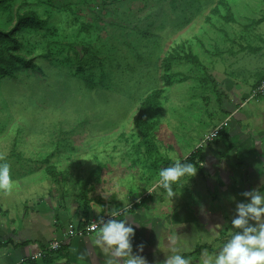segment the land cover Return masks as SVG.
I'll return each mask as SVG.
<instances>
[{
	"label": "rangeland",
	"instance_id": "1",
	"mask_svg": "<svg viewBox=\"0 0 264 264\" xmlns=\"http://www.w3.org/2000/svg\"><path fill=\"white\" fill-rule=\"evenodd\" d=\"M67 1L76 0H55L54 8L40 9L44 15L55 14L52 22L59 28L56 38H44V32L18 35L26 42L20 54L33 58L37 69L23 71L15 79L0 78V162L11 165L13 181L20 171L16 180L23 175L25 182L33 183L25 186L21 197L15 190L6 192V201L14 202L16 197L23 201L18 204L19 214L24 213L26 202L30 208L40 210L43 203L38 197L44 198L46 204L53 201L58 211L62 204L70 210L80 204L81 187L75 182L76 176L87 179L93 171L99 168L104 171L105 168L104 177L89 188L93 212L100 206L99 199L108 203L112 210L114 206L128 207V210L136 202L138 207L127 211L123 218H128L135 230L132 249L145 252L149 264H162L170 254L168 239L171 236L178 238L180 254L186 252L196 259L194 245L202 238L198 234L202 224L200 210L197 211L202 206L199 199L209 206L214 198L213 211L215 208L224 211L227 192L222 182L227 178L233 184L231 172L224 174L213 158L207 157L209 147L225 150V140L218 138L210 145L205 144L201 170L196 169L193 176L181 177L174 185L173 196L159 186L158 173L162 165L154 164V160L182 161L202 144L235 105L245 107L233 120L251 111L255 104L250 101L252 87L259 78L257 74L264 72V56L241 52L240 48L251 45L264 49V23L258 27L251 25L252 20L264 18V0H228L230 12L228 14L222 7V17L211 13L219 0H123L112 7L119 6V12L108 15L106 30L99 34L104 41L119 39L114 44L118 50L104 53L99 59L104 62L105 82L110 88L92 93L73 76L77 57L71 49L64 47L73 42L79 29L72 14L58 10ZM28 3L29 7L26 4L22 10L17 3L14 13L16 9L22 12L31 6L39 8L31 0ZM78 11L81 16L78 22L94 21L95 16L90 14L89 8ZM95 13L99 15L98 11ZM227 16L235 22H228L232 19L225 21ZM210 17L212 23L208 22ZM0 21V24L7 23V14L3 10ZM12 27L10 25L9 30ZM140 32H148L150 38L146 41ZM48 42L55 44L52 50L57 56L42 59L38 54L46 55L42 51ZM128 42L133 44L138 56L134 51H128ZM94 45L101 44L96 41ZM179 47L189 48L198 64L173 63L170 72L180 76L173 79L170 87H165L163 59ZM93 72L98 74V67ZM204 78L208 80L203 82ZM160 88L165 90L160 118L164 123L156 132L160 150L148 157L146 152L132 148L133 134L139 139L134 118L144 97ZM228 126L226 129L231 131L232 125ZM46 158L55 166L56 170L49 172L58 177L54 181L46 172L47 165L43 162ZM27 169L36 171L27 176ZM67 177L64 185L57 182ZM143 198L148 199L139 205ZM12 207L15 210L16 206ZM182 207L197 213L198 222L188 220L184 224L179 217ZM87 212L84 214L88 215ZM18 225L17 222L14 227L18 229ZM181 229L192 230L193 236L185 241V236H180ZM95 239L87 237L84 240L91 243L90 251L97 264H102L98 257L103 252ZM140 245H143L142 252ZM64 259L66 263L62 264H73Z\"/></svg>",
	"mask_w": 264,
	"mask_h": 264
},
{
	"label": "crops",
	"instance_id": "2",
	"mask_svg": "<svg viewBox=\"0 0 264 264\" xmlns=\"http://www.w3.org/2000/svg\"><path fill=\"white\" fill-rule=\"evenodd\" d=\"M259 95L250 100L255 104L251 107V111L248 112V115L242 114L243 116H240L241 118L233 120L237 114L241 113L245 105H235V109L231 110V112L229 110L227 119L228 125H232V130H227L229 126H227L228 128L225 130L227 135V137L223 139L225 140V150L221 148L223 150L221 151L220 147H209L207 157L213 158L216 167L224 174H226L227 171L231 172L233 184L231 185L230 180L227 178L222 182L225 185V192H227L226 200L224 198V211H217L216 208L215 211H213L214 206L212 203L214 202V198L209 206L203 202V199H199L202 206L197 208V211L200 210L199 214L202 218V224L198 227L199 230H201L200 232L198 231V234L202 235V238L200 241L197 240L198 245L197 243L194 245L196 251L193 253H195L194 255H196L197 258L193 259V257H190L191 254L186 252L181 253L191 258V264H201V256L203 253L217 254L223 244L229 240L233 232L237 230L233 228L231 221L237 214V204L246 202L248 199L243 193L251 191L252 189L264 190V146H262L261 143V141H264V91ZM238 130H240L239 133H237ZM254 138H256L257 141ZM226 139H228V142ZM253 140L256 142H252ZM27 171V176H29L34 173L36 169L35 171L33 169H27ZM18 176H20V171L15 175L14 181L16 184L13 190L16 191L18 197H21V194L25 192V186L29 187V185H33V183L30 184L27 183V181L25 182V177H22L23 175L20 177L22 180H20V178L16 180ZM1 193L0 264H20L23 260L30 258L53 240L62 239L69 225L78 226L80 223L82 225L84 222H90L94 218L107 216L113 211L112 208H108V203L105 204V202L103 203L100 199L98 200L100 206L95 209V213L93 212L94 207L91 205V201L89 205L90 209L87 212L88 215L84 214V211L80 208V204L74 205L75 208L73 207L69 210L68 206H64V204L61 203L62 206H59L58 211L57 206H53V201L49 200V204H46L43 202L45 200L44 198L38 197V201L43 203L40 210L37 211L35 207L30 208V206L27 205L28 202H26V204L23 205L25 210L24 213L19 214L18 204L23 201H19L18 197L14 199V202L6 201V192L1 191ZM216 197L217 196H215V198ZM12 205L16 206L15 210ZM71 206L72 205H70V207ZM127 208L128 207L118 209L114 206V210L122 212ZM73 209H75L74 213H72ZM179 210L180 220L184 224L189 222L188 220L198 222L199 217L196 216L197 213L187 211L183 207ZM89 213H91V215H89ZM17 215L20 218H17ZM124 215L125 214H122L116 219H123ZM17 222L19 224L18 229L14 227ZM192 230L181 229L180 236H185L186 241L187 238L193 236ZM216 233H219V235H216ZM95 234L96 232L77 237V239L80 240H75L76 238L70 239L63 244L60 251L52 254L48 258L25 264H62L66 263L64 258H67V260H70L73 264H97V260L90 251L91 243L84 240L87 239V237L95 239ZM169 238L172 237L170 236ZM147 245H149V243L146 241L145 246ZM183 248L185 247L183 246ZM132 250L134 254H139L146 258L145 252L139 253L134 249ZM98 258L100 262L104 264L106 259L105 254L100 253ZM147 258L149 259V257Z\"/></svg>",
	"mask_w": 264,
	"mask_h": 264
},
{
	"label": "trees",
	"instance_id": "3",
	"mask_svg": "<svg viewBox=\"0 0 264 264\" xmlns=\"http://www.w3.org/2000/svg\"><path fill=\"white\" fill-rule=\"evenodd\" d=\"M29 1L30 0H0V11L3 10L4 13L7 14V23L2 22L0 24L1 79H15L17 75L23 71L37 69V65L33 58L26 57L20 54L22 50L25 49L26 43L25 40L23 41L18 36L21 32H44V38H56V35H58L59 33V28L56 27V25H54V23L52 22V19L55 18V14H53L52 12L50 14L49 12L44 15L43 12H40L41 7L54 8L55 0H31L35 4H37L39 8L32 7L30 5L31 7L29 9H25L22 12H20V9H16V12L14 13V6L17 5V3L21 6L22 10L26 6V4L27 7H29ZM122 2L123 0H76L75 2L67 1L66 4L60 5V9L57 8L59 11L72 14L74 16L75 22L79 25L78 33L75 34V39L73 40V42L66 44L64 47L66 49H71L73 54H75V56L77 57L78 64L76 65L75 71L73 72V76L79 79L82 82L83 87L90 93L101 91L104 88H110V86L105 82L107 75L105 73L104 62L100 61V57L104 53L108 54L111 51L116 52L118 48L114 44L118 43L119 39H106L104 41V38L102 39L99 34L102 30H106V21L108 15L111 13L119 12V6L115 9H112V7H115L116 4L119 5ZM228 3V0H219L217 6L212 9L211 13L216 16L222 17L221 8L223 7L226 8L229 14L230 7L228 6ZM80 8H89L90 14L93 13L95 16L94 21L91 23H85L82 21V23L80 21L78 22V20L81 19L78 11ZM95 11H98L99 15H97ZM211 19L212 17L208 18L209 23H212ZM224 19L225 21L227 19H232L228 20V22H235V20L231 16H227ZM263 23L264 18L251 21V25H253L252 27H258ZM113 24L114 23H109V25L112 26ZM10 25H13V27L9 30ZM248 27L251 26L248 25ZM117 28L121 29V27L118 26ZM139 34H141L143 39H146V41L148 40V38H150V34L148 32H140ZM96 41L101 45L95 46L94 44ZM53 45L55 44H53L52 42H48L46 45V49L42 51L46 52V55L38 54L39 57L42 59H49L50 57L54 58V55L57 56V54H54V51L52 50ZM127 49L128 51H134L136 53L134 55L138 56L136 50L133 49V44L131 45L130 42L127 43ZM240 51L262 54L264 56V49L262 47L259 48L247 45L244 47L242 46L240 48ZM180 61H186L190 64H198V59L196 58V56H194L193 52L189 50V48L179 47L178 51L172 49L171 52L167 54L163 59L164 64L162 80L164 81L165 87H170L172 85L173 79L177 78V76H180V74L178 73L170 72L173 63ZM96 67H98V74H95L93 72ZM257 75H259V78L253 84L252 93L255 92L264 82V72L262 71ZM107 80L109 82L110 79L107 78ZM206 80L208 79L204 78L203 82H205ZM206 84L208 85V82H206ZM216 91L217 90L214 89L215 95ZM164 92L165 90L160 88L152 90V92L148 93L140 104L136 117L134 118V126L138 130L139 139H136L137 134L135 135L134 133L132 139L134 143L132 144V148L134 149V151L137 149V151L139 152H146V155L148 157L149 155L154 156V154H158V151L160 150L156 140V132L158 131L162 123H164L162 119L160 120L162 114L161 98L163 97ZM220 94L221 93L217 95L219 102L221 99L219 97ZM228 112L226 113V115H224L225 120L228 117ZM224 119L222 120L223 122L225 121ZM218 125L216 127H218ZM225 130L226 127L223 128L218 137L214 140L216 141L218 140V138H226L227 135L225 133ZM205 144L210 145L212 144V141L206 140L204 144H201L199 147H197L189 156H187L185 159H182V162L191 163L195 169H198L200 171L202 166L201 164L203 162L202 151L205 147ZM43 162H45V164L47 165L46 172H48L52 181H54L58 177L53 175V173L50 174L49 172H54L56 170L55 166L49 164V159L44 160ZM173 163L174 162H172L168 158L166 160H162L159 158L154 160V164H159V167L162 165L161 168L168 167ZM105 173V168L104 171L99 168L93 171V173L87 179L80 178L78 175L76 176L75 182L79 185V187H81V192L78 195V200L80 201L81 209L83 205L84 210H82L84 212H87V210L90 209V199L88 196L89 188H93L96 183H98L100 179L104 177ZM68 179L69 178L67 177V179L57 182L64 185V183H66ZM146 199L148 198L141 199L139 205H142ZM136 207H138V205L136 204V202H134L130 209L123 211V214H125L127 211L135 210ZM89 223L90 222H84L82 225L80 223L78 227L84 229ZM30 262L35 261H28L27 263Z\"/></svg>",
	"mask_w": 264,
	"mask_h": 264
},
{
	"label": "clouds",
	"instance_id": "4",
	"mask_svg": "<svg viewBox=\"0 0 264 264\" xmlns=\"http://www.w3.org/2000/svg\"><path fill=\"white\" fill-rule=\"evenodd\" d=\"M264 146V141H261ZM260 167V166H259ZM261 168V167H260ZM196 169L191 163L179 159L158 173V184L169 196L175 195L174 185L184 176H193ZM262 171V170H261ZM14 181L11 165L0 162V191L11 192ZM246 202L237 204L236 215L231 224L237 229L217 254L203 253L201 264H264V190L252 189L243 193ZM122 215V211H111L112 217ZM95 244L105 254L104 264H148L147 259L132 250L135 230L125 219L100 218ZM97 225L93 224V228ZM219 235V233H216ZM169 253L162 264H191V258L180 254L178 240L169 238ZM143 251V245H140Z\"/></svg>",
	"mask_w": 264,
	"mask_h": 264
},
{
	"label": "built area",
	"instance_id": "5",
	"mask_svg": "<svg viewBox=\"0 0 264 264\" xmlns=\"http://www.w3.org/2000/svg\"><path fill=\"white\" fill-rule=\"evenodd\" d=\"M263 91H264V82L260 85V87L255 92H253L251 98L253 99V98L257 97ZM226 126H228V119L225 120L224 122H222L221 124H219L218 127H216L214 129V131L202 142V144H204V142L206 140L213 141L214 139H216L218 137L219 133ZM122 214H123V212H122ZM118 217L119 216L112 217L111 214H109L107 216H103V219L106 222L109 219H116ZM100 218H94V219H92L90 221V223L84 229H81L78 226L69 225L67 227V229L65 231V234L63 235V238L62 239H60V240L59 239L53 240L52 242L48 243L43 248H41L38 252H36L30 258H27L26 260H23L20 264H25L28 261L44 260L47 257L51 256L52 254L60 251L62 249V247H63V244L66 241H68L70 239H73V238L82 237V236H84L86 234H92V233L97 232L98 231V228H99V224L98 223L100 221ZM93 224H96L97 227L96 228H93Z\"/></svg>",
	"mask_w": 264,
	"mask_h": 264
}]
</instances>
